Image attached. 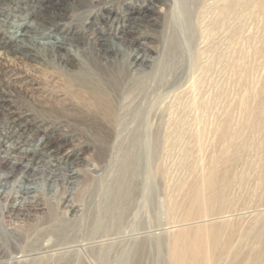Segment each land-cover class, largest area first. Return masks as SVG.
Listing matches in <instances>:
<instances>
[{
	"label": "bare ground",
	"instance_id": "6f19581e",
	"mask_svg": "<svg viewBox=\"0 0 264 264\" xmlns=\"http://www.w3.org/2000/svg\"><path fill=\"white\" fill-rule=\"evenodd\" d=\"M3 1L0 0V45L9 48L6 53L36 64L49 63L61 71L55 74L64 82L65 88L62 93L64 98L55 102L53 106L52 103L40 102L35 112L44 116L45 121L52 122L50 120L55 119L54 121L63 122L66 127L64 129L73 136L72 141L78 144L81 138L86 146L85 148L81 146L75 154L66 152L67 149L62 145L55 147L59 139L54 137V134L48 137L45 133L40 142L33 146L34 138H24L30 127L29 122L21 124L19 112L2 114L4 109L9 108V104L14 103V96L8 94L9 96L4 97L7 93L0 88V195L12 200L9 207L4 206L0 209V215L11 219L18 218L22 216L21 212L27 206L36 204L39 199L37 193L43 186L38 182V177H43L45 174L49 176V181L55 182L58 176H62L68 183H76L68 196L63 194L68 202V206H65L66 210L70 212L73 209L74 212L79 202L84 203L85 196L96 182V180L93 183L86 181L82 191L78 190V186L82 183L80 180L82 168L95 172L98 165L99 167L102 165L101 163L112 162L113 155L120 148L123 160L119 171L122 176L116 183L117 192H113L109 208L104 209L102 214L92 212V209L85 214L87 232L95 236L99 235L106 230L105 222L109 219L108 215L111 214L112 218L116 216L117 224L121 221L141 188L138 177L146 164L147 157L144 154L140 159L139 156L142 154H139V149L146 144L142 142L149 136L150 127L137 101L146 99L150 83L158 80L160 75L171 68V65L173 67L174 59L180 54V47L173 33V24H167L168 28H163V31L158 27L157 22H150L149 25L151 18L148 11L157 7L162 13L164 7L163 0H147L151 7L146 6L147 9L144 11L131 12L127 26L115 27L114 24H110L104 31L92 28L85 37L80 38L77 30L60 27L68 18L67 10L62 5L65 0H47L48 2L42 0L37 7H34L35 10L33 8L27 13L32 19L26 18L25 15L20 24L11 23L6 30L7 19H2ZM174 2L175 5L179 2L183 5L186 0H174ZM232 2H237V7L245 3L255 12H264V0H233ZM232 2L221 9L213 22L208 23L210 21L208 20L206 23L207 19L204 15V25L212 35L222 36L231 28L228 13ZM16 9L19 10V7ZM241 9L242 7L235 12L236 16L238 14V19L243 17ZM41 14L44 15V20H40ZM142 26L161 29L162 51L157 56L153 54L147 41L140 42L143 38ZM234 31L236 32V29ZM133 44L135 46L131 47ZM94 45L98 48H94ZM207 45L204 44L203 47ZM199 52L204 59H208V62L213 61L212 49L204 48ZM195 105H197L196 100L192 103L193 107ZM175 106H181L180 96H177ZM245 109L249 112V105H246ZM196 111L198 112L196 117L203 118L206 116V105L200 104L196 107ZM252 113H255L256 121L237 131L231 130L227 119L217 128L216 136L223 139L225 149L217 156L215 166L184 192L185 198L182 202L161 201L160 212L165 219L172 215L176 216L178 209L181 216V220L174 221L170 228L177 230L175 233L166 232L162 227L159 231L157 245L162 251L165 248L167 250L163 264H264V187H261V193L259 191L253 198L241 195L245 176H251L254 164L248 149L260 158V166L264 171L262 121L264 88L260 91ZM259 119L260 123H258ZM180 120H182L181 116L176 115L172 120L167 121L164 135L182 134L183 130L179 127ZM130 123H135L136 129L133 135L132 131L129 132L132 136L129 143V135L127 139L123 140V138ZM170 124L172 126L169 127ZM16 127L18 128L15 129ZM247 129L251 136H260V143L254 138L247 140L243 135ZM205 132L206 129H200L199 126L195 136L203 138ZM208 132L210 133V130ZM122 142L124 144L120 145ZM103 157L104 160L98 163ZM239 168L245 173L238 177L236 174H230L232 170ZM28 173L31 176L28 177L26 175ZM150 176L148 180H152ZM54 182L49 186L51 190H54ZM235 187L238 188L237 194L233 195ZM120 193L124 196L123 200L127 199L126 202L117 199V194ZM74 195L78 202L75 201ZM39 206L41 211H47L48 217L43 224L30 229L29 233L33 239L28 243L27 256L41 257L57 253L74 240L75 232H80L78 231L80 224L74 216L69 219L60 216L53 206L47 204L46 207ZM118 208L119 213H117ZM140 239L133 252L128 253L127 260L124 261L126 264L128 262L141 264L147 254L150 245L147 247L146 242L149 239L147 237V240L145 236ZM31 264H70V260L60 259L55 262L35 260Z\"/></svg>",
	"mask_w": 264,
	"mask_h": 264
},
{
	"label": "rangeland",
	"instance_id": "374dc122",
	"mask_svg": "<svg viewBox=\"0 0 264 264\" xmlns=\"http://www.w3.org/2000/svg\"><path fill=\"white\" fill-rule=\"evenodd\" d=\"M40 1L42 0H4L1 5L4 8L2 19H7L5 29L8 30V25L11 23L20 24L25 15L26 18L32 19L27 13L37 7ZM230 1L233 0L228 2L186 0L183 5L180 2L175 5L174 0H163L162 13L157 7L148 11L151 18L149 25L150 22H157L158 27L163 31V28H168L167 24H173V33L177 38L180 54L174 59L173 67L171 65V68L160 75L158 80L150 83L146 99L137 101L150 127L149 136L142 142L146 144L139 149V154H142L139 156L140 159L145 154L147 161L142 167V174L140 173L138 177L141 188L121 221L117 224L116 216L112 218L110 214L105 222L108 227L106 232H100L95 236L86 230L87 211L92 209V212L102 214L104 209L109 208L113 192H117L116 183L122 176L119 166L123 160L119 148L113 155L112 162L101 163L105 157L101 158L98 163L102 165L100 167L98 165L95 172L82 168L80 173L82 183L80 182L78 190L82 191L86 181L93 183L96 180V182L85 196V205L79 202L76 209L74 208L76 213L72 212L73 209L70 212L66 210L65 206L68 202L63 195L68 196L76 183L70 184L62 176H58L55 182L49 181L47 174L38 177V182L43 184L40 192L37 193L38 202L22 210L21 217L11 219L0 215V264H31L35 260L55 262L60 259L70 260V264H126L124 261L127 260L128 253L133 252L140 243V238L144 236L146 239L148 237L146 243L147 247L148 245L150 247L141 264L164 263L167 250L165 248L162 251L157 245L159 231L164 228L166 232L175 233L177 230L170 228L174 221L181 220V216L178 209L176 216L172 215L165 219L160 212L161 201L182 202L185 198L184 192L190 189L191 184L215 166L217 156L225 149L223 139L216 136V130L223 121L228 120L232 131L256 121L255 113L253 114L252 111L257 104L261 89L264 88V12H255L245 3L237 7V2H232L228 13L231 28L222 36L216 37L206 29L203 17L206 16V23L208 20H210L208 23L213 22L216 20V15L220 14L221 9ZM44 2L48 1L44 0ZM62 3L67 10L68 18L60 27L77 30L80 38L85 37L92 28L104 31L110 24H114L115 27L127 26L131 12L144 11L151 7L147 0H65ZM16 7H19V10ZM240 7L243 17L238 19V14L236 16L235 12ZM39 17L40 20L45 19L42 14ZM161 29L142 26L143 38L140 42L147 41L155 56L162 51ZM204 44H208L207 47H203ZM127 46L129 47V41ZM133 46L135 44L131 47ZM94 48L97 49V45H94ZM204 48L212 49L213 61L208 62V59H204L200 54L199 50ZM8 49L7 46L0 45V88L7 93L4 97L9 96L8 94L14 96V103L9 104V108L4 109L2 114L19 112L22 120L20 123L29 122L30 127L27 128L24 138H34L33 146L40 142L45 133L48 137L54 134V137L59 139L55 147L62 145L67 149L66 152L75 154L81 146L85 148V142L79 136H77L80 138L77 145L72 141L73 136L65 130L63 122L54 121L55 119H51L52 122L45 121L44 116L35 112L40 102L52 103L53 106L55 102L64 98L62 96L64 82L55 74L61 73L60 69L49 63L36 64L23 58L12 57L6 53ZM177 96L181 97L180 107L175 106ZM194 100L197 101L195 107L192 106ZM200 104L206 105V116L203 118L196 117L198 114L196 107ZM246 105H249V112L245 109ZM176 115L182 118L179 127L182 128L183 133L181 130L182 134L179 135H164V127L167 126L165 124ZM262 121L264 123V118ZM199 126L200 129H206L203 138L195 136ZM135 129L136 124L130 123L123 140L128 138L129 132L132 131L133 135ZM243 135L247 140L254 138L260 143V136H251L248 129ZM131 138L132 136L128 138L129 143ZM123 144L124 142L120 145ZM248 150V154L253 158L250 157L249 160L252 159L254 164L251 176H245L241 195L253 198L259 191L261 193V187H264L262 186L264 171L257 154ZM242 173L245 172L241 168L230 172L237 177ZM26 175L31 176L30 173ZM149 176L152 180H148ZM53 182L55 187L51 190L49 186ZM237 189L235 187L233 195L237 194ZM117 196L118 200L127 201V199L123 200L122 193ZM74 199L77 201L75 195ZM11 202L12 200L7 199L5 195H0V209L4 206L9 207ZM46 204L55 207L62 217L72 219L74 216L80 224L81 229L78 230L80 232H75L74 240L57 253L41 257L27 256L28 243L33 239L29 231L47 220V211H41L39 206L46 207ZM119 210L118 208L117 213Z\"/></svg>",
	"mask_w": 264,
	"mask_h": 264
}]
</instances>
